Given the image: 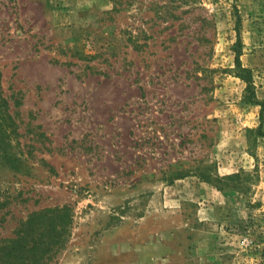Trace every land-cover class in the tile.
<instances>
[{
	"label": "rangeland",
	"instance_id": "1",
	"mask_svg": "<svg viewBox=\"0 0 264 264\" xmlns=\"http://www.w3.org/2000/svg\"><path fill=\"white\" fill-rule=\"evenodd\" d=\"M237 50L264 101V0H0V264H264Z\"/></svg>",
	"mask_w": 264,
	"mask_h": 264
},
{
	"label": "trees",
	"instance_id": "2",
	"mask_svg": "<svg viewBox=\"0 0 264 264\" xmlns=\"http://www.w3.org/2000/svg\"><path fill=\"white\" fill-rule=\"evenodd\" d=\"M238 36L240 37L239 30H238ZM238 43H240V42H238ZM241 54H242L241 51L237 50V54H236V58H235V65H236L235 74L237 77L241 78L244 82H246L247 91L249 94L248 98L251 101H253L255 104H258L261 106L260 120H261V124H262L263 120H264V101L258 100L256 98L254 88H253L252 71L249 68H246L243 66V64L241 62ZM3 157H4V159L8 158L7 156H0V158H3ZM164 175H167L166 180L169 182V184H171L177 179H182L184 177H187L189 175V173L186 170L172 169V170H170L169 175H168V173H164ZM199 177L203 181L210 182L214 185L216 184L217 181H221L224 178V177H219L218 175H216L215 173H213L211 171L199 173ZM216 186H217V184H216ZM217 187L222 189L219 185ZM7 251H8L6 253L7 256L16 255L19 252V251L17 252V248H15L14 245H11Z\"/></svg>",
	"mask_w": 264,
	"mask_h": 264
}]
</instances>
